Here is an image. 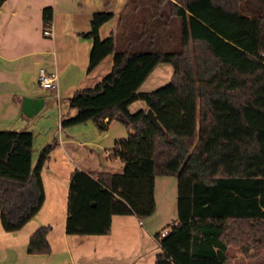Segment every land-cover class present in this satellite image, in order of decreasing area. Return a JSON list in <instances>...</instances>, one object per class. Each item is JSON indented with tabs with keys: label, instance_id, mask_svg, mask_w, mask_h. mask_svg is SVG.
<instances>
[{
	"label": "trees",
	"instance_id": "obj_1",
	"mask_svg": "<svg viewBox=\"0 0 264 264\" xmlns=\"http://www.w3.org/2000/svg\"><path fill=\"white\" fill-rule=\"evenodd\" d=\"M52 14L51 7L42 10L44 25ZM169 14L181 28L179 37L168 29L160 45L166 50L133 44L114 52L113 33L98 34L113 16L109 9L93 13L81 34L92 41L87 72L113 53L112 68L68 99L76 114L60 127L91 121L103 132L118 122L127 136L107 155L123 163L121 173L71 174L65 232L107 235L111 216L149 217L154 178L175 176L177 216L165 236L156 234L155 264H228L232 247L264 260V0H169ZM159 64L171 66L169 81L140 91ZM135 101L161 129L146 110L129 112ZM32 140L29 131H0L5 232L20 230L44 202L40 171L57 142L45 145L32 166ZM49 230L31 234L28 254L50 252Z\"/></svg>",
	"mask_w": 264,
	"mask_h": 264
},
{
	"label": "crops",
	"instance_id": "obj_2",
	"mask_svg": "<svg viewBox=\"0 0 264 264\" xmlns=\"http://www.w3.org/2000/svg\"><path fill=\"white\" fill-rule=\"evenodd\" d=\"M129 1L6 0L0 5V131L32 133V166L45 145L57 142L40 171L44 189L40 210L20 230L5 232L0 225V264H155L161 252L156 234L177 216L175 176L154 178L155 210L149 217L111 216L107 235L65 232L71 174L75 170L88 175L119 174L123 170L120 160L108 159L107 155L115 142L126 138L124 126L111 122L101 132L91 121L67 128H61L60 123L76 114L68 99L77 90L94 86L112 68L113 53L87 72L92 41L81 34L89 31L92 14L111 11L112 18L100 26L98 34L103 39L113 33L115 39ZM46 7L53 13L51 36L42 33L45 25L41 14ZM40 69L54 74L53 91L38 88ZM171 74V66L157 65L140 91L163 86ZM23 98H42L44 106L27 117L22 112ZM128 110L134 113L147 108L144 102L135 101ZM42 226L50 227V252L30 255L26 251L29 237ZM229 250L228 264H248L251 259L240 252L231 257Z\"/></svg>",
	"mask_w": 264,
	"mask_h": 264
},
{
	"label": "rangeland",
	"instance_id": "obj_3",
	"mask_svg": "<svg viewBox=\"0 0 264 264\" xmlns=\"http://www.w3.org/2000/svg\"><path fill=\"white\" fill-rule=\"evenodd\" d=\"M129 2V6L121 14L120 25H117L115 52L126 50L133 44L142 49L147 48L148 44H154V50H166V46L160 45L163 41L165 43L168 29L179 37L181 21L169 14V0ZM229 251L231 257L240 252L238 247H232ZM248 260V264H264L261 257Z\"/></svg>",
	"mask_w": 264,
	"mask_h": 264
},
{
	"label": "built area",
	"instance_id": "obj_4",
	"mask_svg": "<svg viewBox=\"0 0 264 264\" xmlns=\"http://www.w3.org/2000/svg\"><path fill=\"white\" fill-rule=\"evenodd\" d=\"M0 11H1V9H0ZM42 33L44 36H51V34H52L51 23L45 25ZM55 80L56 79H55L54 74L48 73L44 69L39 70L38 77H37V84H38L39 89L53 91L56 88ZM167 233H168V230L164 229V230L160 231L159 236L163 237Z\"/></svg>",
	"mask_w": 264,
	"mask_h": 264
},
{
	"label": "water",
	"instance_id": "obj_5",
	"mask_svg": "<svg viewBox=\"0 0 264 264\" xmlns=\"http://www.w3.org/2000/svg\"><path fill=\"white\" fill-rule=\"evenodd\" d=\"M43 106H44V100L42 98L36 100L30 98H23L22 100V112L27 117H32L36 115L42 109ZM145 116L153 126L161 129L160 125L158 124L155 116L153 115L150 109H147L145 111Z\"/></svg>",
	"mask_w": 264,
	"mask_h": 264
}]
</instances>
